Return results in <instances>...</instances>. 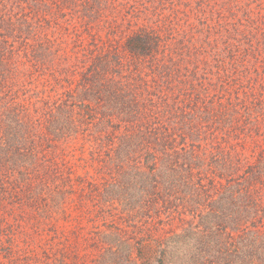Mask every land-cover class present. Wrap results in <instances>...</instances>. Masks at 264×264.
<instances>
[{
	"label": "trees",
	"instance_id": "1",
	"mask_svg": "<svg viewBox=\"0 0 264 264\" xmlns=\"http://www.w3.org/2000/svg\"><path fill=\"white\" fill-rule=\"evenodd\" d=\"M0 264H264V0H0Z\"/></svg>",
	"mask_w": 264,
	"mask_h": 264
}]
</instances>
